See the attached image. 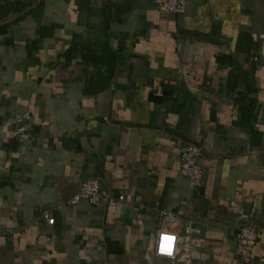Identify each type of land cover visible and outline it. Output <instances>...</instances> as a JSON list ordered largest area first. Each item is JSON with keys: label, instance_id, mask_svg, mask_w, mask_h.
<instances>
[{"label": "crops", "instance_id": "crops-1", "mask_svg": "<svg viewBox=\"0 0 264 264\" xmlns=\"http://www.w3.org/2000/svg\"><path fill=\"white\" fill-rule=\"evenodd\" d=\"M154 6L0 0V264H171L150 252L162 208L190 226L192 264H244L241 222L245 264H264V0ZM181 140L202 147L195 188ZM84 178L107 195L67 203Z\"/></svg>", "mask_w": 264, "mask_h": 264}, {"label": "built area", "instance_id": "built-area-1", "mask_svg": "<svg viewBox=\"0 0 264 264\" xmlns=\"http://www.w3.org/2000/svg\"><path fill=\"white\" fill-rule=\"evenodd\" d=\"M154 7L163 13L179 14L185 7V0H154ZM202 147L195 142L181 140L178 152L179 171L184 177L189 188L199 185L202 168L198 162V157ZM107 193H101L96 179H82L78 182L74 191L67 197V203L74 204L81 197L90 205H95ZM117 199H122L121 194H116ZM160 216L165 219L163 226H159L153 233L150 242V252L155 256L168 259L171 264H192L187 253H178L176 243H183L189 238L190 226L181 225L173 212L162 208L159 210ZM45 216L47 223L53 222L52 216ZM235 241L233 251L242 263H247L251 256V247L255 240V227L247 222L237 223L234 233Z\"/></svg>", "mask_w": 264, "mask_h": 264}, {"label": "trees", "instance_id": "trees-1", "mask_svg": "<svg viewBox=\"0 0 264 264\" xmlns=\"http://www.w3.org/2000/svg\"><path fill=\"white\" fill-rule=\"evenodd\" d=\"M250 70H244L241 72V80L244 81V89L236 91L233 96L234 102L238 106V112H239V117L236 119L237 123L240 124H245L247 122V119L251 116L252 112V106L254 103V100L249 97L247 101H245V91H251L254 92L255 88L252 86L251 80L250 79Z\"/></svg>", "mask_w": 264, "mask_h": 264}, {"label": "water", "instance_id": "water-1", "mask_svg": "<svg viewBox=\"0 0 264 264\" xmlns=\"http://www.w3.org/2000/svg\"><path fill=\"white\" fill-rule=\"evenodd\" d=\"M4 19H5V18H1V21L4 20ZM250 224H251V223H250ZM251 225H253V224H251ZM253 226H254V225H253Z\"/></svg>", "mask_w": 264, "mask_h": 264}]
</instances>
